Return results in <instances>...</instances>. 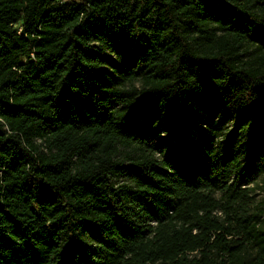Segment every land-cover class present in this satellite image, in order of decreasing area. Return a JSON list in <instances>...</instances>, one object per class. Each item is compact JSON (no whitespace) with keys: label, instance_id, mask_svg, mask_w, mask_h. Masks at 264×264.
I'll use <instances>...</instances> for the list:
<instances>
[{"label":"trees","instance_id":"trees-1","mask_svg":"<svg viewBox=\"0 0 264 264\" xmlns=\"http://www.w3.org/2000/svg\"><path fill=\"white\" fill-rule=\"evenodd\" d=\"M264 0H0V264H264Z\"/></svg>","mask_w":264,"mask_h":264},{"label":"rangeland","instance_id":"rangeland-1","mask_svg":"<svg viewBox=\"0 0 264 264\" xmlns=\"http://www.w3.org/2000/svg\"><path fill=\"white\" fill-rule=\"evenodd\" d=\"M72 3H81L82 0H65ZM250 209L254 213H258L260 218L259 226L264 228V167L256 175L251 186V202Z\"/></svg>","mask_w":264,"mask_h":264}]
</instances>
